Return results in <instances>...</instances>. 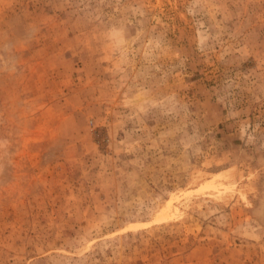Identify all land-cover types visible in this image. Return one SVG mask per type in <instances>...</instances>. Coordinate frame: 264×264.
I'll use <instances>...</instances> for the list:
<instances>
[{"label":"rangeland","instance_id":"rangeland-1","mask_svg":"<svg viewBox=\"0 0 264 264\" xmlns=\"http://www.w3.org/2000/svg\"><path fill=\"white\" fill-rule=\"evenodd\" d=\"M0 264H264V0H0Z\"/></svg>","mask_w":264,"mask_h":264}]
</instances>
